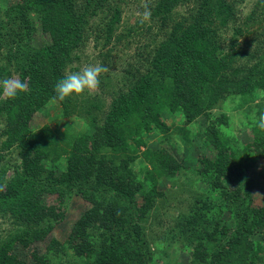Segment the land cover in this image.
Wrapping results in <instances>:
<instances>
[{"label": "trees", "instance_id": "trees-1", "mask_svg": "<svg viewBox=\"0 0 264 264\" xmlns=\"http://www.w3.org/2000/svg\"><path fill=\"white\" fill-rule=\"evenodd\" d=\"M147 7L149 21L158 31L133 55V66L117 76L102 73L98 92L57 101L64 118L77 114L81 122L66 134L48 124L35 133L31 118L53 100L56 83L80 69L74 62L81 59V48L90 36L94 46L102 47L100 64L105 66L110 43L117 46L132 30L129 25L120 28L121 4L16 0L4 11L6 19L0 15V79L16 70L29 84V91L14 100L0 94V159L3 151L13 148L20 158L12 165L10 177L0 167V213L15 224L0 238V264H48L46 254L36 249L32 262H27L13 247L27 248L47 239L54 222L64 218L73 188L90 206L74 221L65 241L75 255L86 259L84 264H152L154 252L160 253L162 264H176L173 249L190 251L189 264H258L259 248L254 249L251 235L264 226V201L254 204L256 180L246 169L264 158V129L257 127L254 139L237 151L222 137V116L211 119L204 132L214 155L200 154L193 170L218 198L210 199L203 192L193 195L188 211L174 216L176 223L158 234L153 247L144 232L143 223L150 216L160 222L163 215L157 200H167V191L159 189V179L178 181L184 167L167 148H147L141 134L156 130L171 140L176 126L164 120V109L190 124L208 116L229 95L246 97L256 88L264 90V57L256 50L250 52L249 43L241 46L237 33L242 27H233L235 36L227 48L211 27L213 16L225 27L231 21L230 0H152ZM32 13L48 41L37 43L31 38ZM247 18L263 23L264 5L257 13L251 11L245 22ZM151 23L138 20L133 30L138 35L145 26L149 32ZM13 25L18 29L9 33ZM248 53L257 56L253 64L245 61ZM186 124L181 125L184 130L176 127L183 137ZM140 155L151 164L143 175L149 188L132 165ZM49 161L62 162L64 168L57 173L61 165L51 167ZM64 185H71L69 192ZM50 195H56V200L48 201ZM213 208L222 218L225 208L232 209L237 226L232 229L218 215L209 217ZM47 248L59 251L63 242L51 237Z\"/></svg>", "mask_w": 264, "mask_h": 264}, {"label": "rangeland", "instance_id": "rangeland-1", "mask_svg": "<svg viewBox=\"0 0 264 264\" xmlns=\"http://www.w3.org/2000/svg\"><path fill=\"white\" fill-rule=\"evenodd\" d=\"M16 0H0L1 5V16L5 18L4 11L7 7L14 3ZM152 0H113V2H118L121 4L122 8V23L120 28L123 25H129L132 27L131 33L128 36L119 41L117 46L110 43L112 46V51L110 52V58H106L104 64L108 68L106 73H110L113 76L116 75L119 71L133 66V55L136 56V53L139 50L140 46H144L147 42V37L158 31L156 26H153L152 23L148 20L144 23H141L142 13L144 11V6L151 2ZM233 4L234 16L231 21L225 27L219 23V20L216 17H211L213 27L219 33V42L224 47H229L232 37L235 36L233 33V27L241 26V32L237 33L238 41H241V46L246 45V48L250 52H254L264 57V22H254V20H249L245 22L247 15L251 11H258L264 5V0H230ZM149 8V7H148ZM179 11L184 10V6L178 8ZM31 17L33 18V23L35 25L34 32L31 35V38L37 43H43L48 41L49 36L44 33L41 29L40 20L37 16L32 13ZM6 19V18H5ZM140 21V24L151 23L152 28L147 31V28L144 26L139 28V31L144 34V37L141 36V33L137 35V30H133V23ZM18 29L14 25L9 29V33H14V30ZM125 29V28H122ZM128 29V28H127ZM13 31V32H12ZM93 36H90L87 44L81 48L80 56L81 59L74 62V65H80L82 68L85 65H95L100 64L102 55L100 53L101 46H94ZM245 42V43H244ZM252 53H248L245 58V61L253 64L255 62V57H251ZM240 63L242 61H239ZM264 62V59H263ZM117 76V75H116ZM9 77H18V71L13 70L12 74ZM118 78V77H117ZM99 89L95 92H98ZM93 92V93H95ZM92 93V94H93ZM76 96V95H73ZM82 95L76 96L81 97ZM107 96V94H105ZM77 111H80L76 105L72 104ZM261 113H264V90L261 88H256L253 90L249 96L241 95H229L224 102H222L218 107L212 109L209 112L208 116L201 115L197 117L190 124L185 123V118L180 114H172L167 110H163V118L171 126H180L183 129V124H186L187 130L184 131V137L180 135V131L176 127L172 128L171 140L164 138L162 134L158 131H149L142 133L141 135L146 140L147 148L149 149H159L161 147L167 148L171 153L175 154L178 159L183 162V169L178 175V181H172L168 178H160L158 181L159 189L167 191L165 199H158L157 204L160 205V211H163V215L160 218V222H157L152 216L148 218L147 221L143 223V229L147 235L148 240L150 241L151 246L153 247V240L156 239L158 234L165 230L166 227L172 226L175 222L174 216H176L180 211L187 212L192 203L193 195L199 194L200 192L208 194L211 196L210 199L218 198L219 194L210 190L207 182L202 181L198 178V175L193 172L196 167H198V157L200 154L205 153L209 157L214 155V149L206 140L204 132L206 131L207 125L211 122V119L216 117H221L225 122L220 123L219 129L222 134V137L227 146L233 147L235 150L240 151L244 146L250 143L254 139V134L257 126L253 123L252 116L256 115L257 119ZM30 124L34 129L35 133L44 125L48 124L51 128L55 130H61L63 133H70L72 127L79 128L81 122L77 118V114L70 115L67 118L63 117L62 106L59 102L51 100L46 106L33 114ZM259 129V127L257 128ZM184 130V129H183ZM182 130V131H183ZM2 138L0 137V141ZM145 147H141L143 150ZM3 158L0 159V167L6 169V175L12 176L13 167L15 163H20V158L16 151V148H13L10 151L2 152ZM65 157L63 158V160ZM59 161L55 164L54 162L49 161L51 167L58 165ZM62 163V162H60ZM59 163V164H60ZM57 166V173H60L61 168H64V165ZM133 167L143 178L145 175V168L148 169L151 167V164L148 160L140 155L133 161ZM246 172L256 180V186L253 189L254 194V204H259L264 201V158L256 159L252 164L248 166ZM149 181V180H148ZM146 187L149 188L147 180L144 179ZM71 188V185H64L63 188L68 191V188ZM232 188V186H229ZM72 189V192L68 196L66 213L63 219L54 222V227L48 235V238L38 242L32 243L29 247L24 248L19 244H15L13 251L23 260L27 262H32L31 253L34 249L38 250L42 254H46L48 264H84L86 259L79 257L74 254L69 244L65 241L68 235L70 234L71 227L74 221L90 206V203L85 200L80 193ZM69 192V191H68ZM66 193V192H65ZM46 199V196H45ZM140 203L142 199L138 198ZM47 200H56V195L47 196ZM219 213V210L213 208L208 214L209 217H216ZM223 218L219 214L218 217L222 218L225 223L228 224L232 229L237 226L238 220L234 217L232 209H224L222 213ZM15 224L6 214L0 213V238L3 239L7 232L11 230ZM252 241L254 242V249L259 248L255 252L256 261L258 264H264V226L258 228L252 233ZM54 237L63 242V249L56 251L54 249L48 250L47 246L49 239ZM173 253L176 254V264H189L190 261V251H183L173 249ZM152 264H162L161 255L158 252H154L152 259Z\"/></svg>", "mask_w": 264, "mask_h": 264}, {"label": "clouds", "instance_id": "clouds-1", "mask_svg": "<svg viewBox=\"0 0 264 264\" xmlns=\"http://www.w3.org/2000/svg\"><path fill=\"white\" fill-rule=\"evenodd\" d=\"M151 11L147 5L144 6V11L141 17V23L150 20ZM108 71L106 66L101 64L85 65L78 71H72L66 73V75L60 79L55 87V95L52 97L54 101H64L73 95L79 96L88 92L89 94L97 91L100 87V76L102 73ZM29 91V84L27 81L18 77H5L0 79V94L4 97L14 100L21 93H27ZM253 123L264 129V113H261L257 119L256 115L252 116ZM242 181L241 183H244ZM2 190V189H0Z\"/></svg>", "mask_w": 264, "mask_h": 264}]
</instances>
